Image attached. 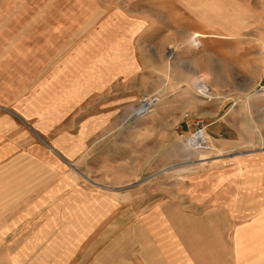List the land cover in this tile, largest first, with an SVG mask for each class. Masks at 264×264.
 Returning a JSON list of instances; mask_svg holds the SVG:
<instances>
[{"label":"rangeland","instance_id":"374dc122","mask_svg":"<svg viewBox=\"0 0 264 264\" xmlns=\"http://www.w3.org/2000/svg\"><path fill=\"white\" fill-rule=\"evenodd\" d=\"M159 1L71 0L69 15L21 14L33 8L18 6V13L0 16V95L16 98L13 107L59 154L32 133L30 146L0 165L7 188L3 224L11 232L0 247L12 252L0 253V264H176L175 216L191 208L173 202L191 170L166 169L238 166L244 153L264 170V125L258 124L264 112L254 124L260 142L240 150L214 141L215 151H195L187 146L192 123L190 133L181 123L169 136L156 126L172 70L179 78L192 76L185 87L200 102L216 99L204 61L208 51L223 56L211 65L216 77L225 64L238 71L233 85L252 86L244 102L264 94V0H214L213 11L200 8L218 25L242 29L235 36L241 46H226L227 52L201 46L206 36L190 30L175 35L169 48L159 45L176 33L159 30L170 17L157 12ZM182 22L198 24L189 15ZM145 23L152 29L142 30ZM62 39L64 47L47 45ZM54 54L69 55L68 72L58 69L66 62L46 61ZM245 63L243 78L238 67ZM150 96L161 101L141 115ZM255 102L264 105V98ZM203 106L195 111L212 137L214 124ZM24 129L21 124L16 132Z\"/></svg>","mask_w":264,"mask_h":264},{"label":"crops","instance_id":"0c3cea01","mask_svg":"<svg viewBox=\"0 0 264 264\" xmlns=\"http://www.w3.org/2000/svg\"><path fill=\"white\" fill-rule=\"evenodd\" d=\"M29 1L0 0V16L18 13V6L25 7L24 9L33 8L29 11L23 10L21 14H71V0ZM165 1L160 0L158 2L157 12L165 17L169 15V22L166 21L165 26L159 30H169L176 33L166 36L164 41L159 39V45H163L162 47L169 48L168 44L176 41L175 35L186 30L197 31L206 36L202 38L201 46L203 43L206 47L221 46L225 48L223 52L230 51L226 46H241V41L237 40L235 36L242 29H231L227 24L218 25L205 16L206 12L200 10L205 5L208 7L213 5L214 0H175L170 3L172 6H168ZM25 3H27L26 6ZM212 7L209 8L212 10ZM209 13L210 11H208ZM183 15H189L193 18L198 23L197 27L186 28V23L182 22ZM179 20L181 21L179 22ZM151 25V23L143 24L142 30L152 29ZM66 42L64 39L54 40L53 44L48 41L47 45L64 47ZM35 57L36 61L43 59L39 58L38 55ZM50 57L53 60H49L47 57L46 61L66 62L67 65L62 64L58 69H62V72H68L67 70L70 69L69 55L54 54ZM216 57L222 59L223 56L218 55L217 52L208 51L204 58L208 65L207 77L217 93L216 99H213L212 102H202V100L200 102L195 97L194 91L185 87L192 76L189 74V76L179 78L178 73L172 70L166 77L170 79L169 87L167 86L165 91H162V104L156 111L157 116L160 117L156 126L165 129V133L169 136L178 124L184 123L186 133H190L192 131L190 123L194 125L195 119H201L204 123V119L199 116V113L197 114L195 108H202L205 105L208 119L212 120L214 124L213 136L211 137L208 132L211 140L214 137L212 142L218 141L222 149L231 150H240L247 145H255L260 142L255 136V120L260 121L259 112H264V105L257 104L255 99H259V96L263 99L264 94L253 96L252 102H244L241 97L252 86L247 89L246 86L233 85V80L236 79L238 71L231 73V67H227L225 64L222 67V77H216L214 73H211L210 68L215 63ZM238 68L240 69L239 74H243V78H246L249 72L246 63ZM252 84L255 86L256 81L253 80ZM53 92H55L54 89L49 94ZM1 96L0 165H5L8 159L14 158L15 153H22L23 148L30 146L35 139L32 133L42 142L47 143L38 130L13 107L11 102L16 103V98ZM244 120L246 123L249 121L252 123L250 128L243 126ZM19 124L26 126L28 130L16 132ZM258 124L264 125L260 122ZM48 146L59 155L52 146ZM246 155L244 153L238 155V159L240 158L238 166L233 167L214 168L200 166L198 164L202 163H197L190 167H184L186 166L184 164L166 169L191 170L189 180L180 186L176 200L173 202L175 208H191L189 212L180 210V216H175L176 264H179V261L182 264L183 255L187 257L190 264H264V170L256 162L250 165L246 159L249 156ZM3 172L4 170H0V176ZM2 181L5 182V179L0 180V240L2 241L0 243H5L11 232L8 234L3 224L5 222V202L1 201L6 200L4 192L7 188ZM165 205L167 204L162 203L160 207ZM164 216L166 215L164 214ZM9 248L7 245H2L0 253L6 256L11 254ZM144 250L145 248H143V252ZM157 254L163 255L161 250Z\"/></svg>","mask_w":264,"mask_h":264},{"label":"built area","instance_id":"2783aa9c","mask_svg":"<svg viewBox=\"0 0 264 264\" xmlns=\"http://www.w3.org/2000/svg\"><path fill=\"white\" fill-rule=\"evenodd\" d=\"M159 97L150 96L144 98L141 106L147 104L143 111H139L141 115H147L153 112L154 108L158 105ZM151 102V103H150ZM187 146L195 151H204V152H213L216 150V147L212 140L210 139L206 127L203 125L200 119L194 122V132L187 140Z\"/></svg>","mask_w":264,"mask_h":264}]
</instances>
